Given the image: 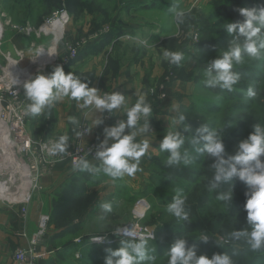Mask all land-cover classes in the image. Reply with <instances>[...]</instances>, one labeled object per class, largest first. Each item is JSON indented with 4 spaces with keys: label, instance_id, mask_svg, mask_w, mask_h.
Here are the masks:
<instances>
[{
    "label": "rangeland",
    "instance_id": "374dc122",
    "mask_svg": "<svg viewBox=\"0 0 264 264\" xmlns=\"http://www.w3.org/2000/svg\"><path fill=\"white\" fill-rule=\"evenodd\" d=\"M218 1L0 0V23L3 28L0 36V75H4L5 84H10V78L3 70L8 58L17 60V64L31 76L44 71L50 73L55 66L67 61L62 65L66 73L73 71L80 74L89 80L90 86L97 76V87L102 88L100 94L120 91L126 96L127 107H131L140 95H145L152 107L150 123L154 127L151 130L157 135L152 136L154 142L149 143L151 148L141 157V170L131 177L113 179L103 172L93 175L74 169L66 156L72 146L77 142L83 145L100 143L99 140L81 141L88 128L80 137L79 128L75 131L78 139L68 151L50 156L53 166L61 162L67 164L68 160L71 170L70 175L49 194L52 200L47 212L44 211L49 214L45 236L51 246L46 264H104L109 255L108 249L119 246V240L109 242L110 238H114L113 230L133 218L135 204L140 199L149 204L142 223L152 225L156 230L155 239L148 242L149 248L155 249L150 253L155 257L151 264H167V251L181 236L189 239L190 246H196L198 255L225 253L232 258L233 264H264V251H253L244 238L237 241L230 236L235 230H250L244 210L247 186L235 180L232 185L233 201L218 200L217 195L228 191L230 185H221L215 191H209V183L214 176L213 160L206 154L197 153L190 143L195 129L206 124L218 131L226 150L234 153L239 141L253 131L254 124L264 125V57H245L242 64L236 65L240 81L231 92L213 91L203 83L205 69L225 50L231 39L217 17L215 7ZM173 6L185 12L183 23L175 21L170 11ZM62 10L67 12L69 19L64 36L56 45L51 38L39 36L37 29L54 12ZM13 24L17 25L16 29L11 27ZM27 27H30V32L23 30ZM55 45L57 60L53 65L43 70L41 65L46 62L42 59L32 63L34 57L39 56V47H54L55 53ZM72 50L76 51L75 56H71ZM165 50L183 52L185 60L179 66L170 64L163 56ZM103 69L105 72L110 70L112 76H104ZM120 70L126 75L123 76L126 81L122 79V73L119 74ZM128 82L132 86L127 88ZM249 88L257 92L255 98L248 97ZM19 97V105L14 103L10 107L9 117H14V111L25 113L29 102L22 87ZM60 103L62 107L56 102L40 116L25 114L24 125L33 140L34 149L40 151L39 146L43 142L52 144L51 141L37 139L40 136L47 138L53 135L58 140L64 135V128H59L58 123L67 121V105L62 100ZM6 106L7 103L3 102V110ZM55 106L60 112L59 120ZM174 106L186 115L185 123L191 126L192 133H183V125H173L172 121L178 115ZM120 110V116L125 119V107ZM116 115L115 111L104 113V121L112 120ZM143 123L142 119L138 125ZM173 130L185 135L181 152L189 151L192 158L190 165L185 166L181 162L170 167L166 164L169 153L161 151L159 144L164 135ZM1 131L3 129H0L3 133ZM1 152L0 149V180L9 176L13 179L15 175L16 179L9 181L10 190L15 191L17 186L28 190L24 166L30 164V155H18L12 149L10 152L5 150L8 155ZM88 160L99 166L96 158ZM53 166L40 174L37 181L39 187L29 188L31 197L44 190L41 177ZM4 182L0 181L1 189H4L1 186ZM178 192L187 197L185 210L189 213L190 223L167 211L168 204ZM3 197L4 190L0 193V198ZM106 202L112 204L111 213H104L100 207ZM95 234L107 235L106 243H91L90 238ZM201 234L209 236L207 243L198 240Z\"/></svg>",
    "mask_w": 264,
    "mask_h": 264
},
{
    "label": "clouds",
    "instance_id": "9594fccd",
    "mask_svg": "<svg viewBox=\"0 0 264 264\" xmlns=\"http://www.w3.org/2000/svg\"><path fill=\"white\" fill-rule=\"evenodd\" d=\"M170 11L177 23L184 22V11L176 6ZM238 11L244 17L243 21L224 24L223 27L231 39L225 50L205 69L203 83L208 88L233 91L240 81V75L234 71V67L242 64L245 57H264V6L242 7ZM163 56L170 64L177 66L185 60L184 53L180 51L165 50ZM14 85L23 89L29 102L25 114L29 116L43 115L54 103L68 97L77 101L80 107H93L100 114V118L93 123L95 127L104 124V113L111 114L114 110L125 107L126 120H118L115 124L103 128L104 138L94 153L99 166L81 158L74 161L73 167L93 175L103 172L113 179L131 177L141 170L140 160L146 154L149 143L147 140L136 142V136L150 130L152 117V107L145 95H140L131 107H127L124 93L116 91L101 95L100 89L89 85V80L73 71L66 73L62 65L55 66L47 74L38 72L22 81L17 78ZM247 95L249 98H255L257 92L249 88ZM174 110L178 115L172 121L173 125H183V133H192L191 126L185 123L186 115L179 112L178 106H174ZM142 119L144 124L138 127ZM69 121L73 125L78 123L74 117H69ZM252 127L253 131L239 141L234 153L226 150L223 137L218 131L210 129L206 124L195 129L190 143L197 153L206 154L213 160L214 176L209 183V191H215L221 185H230L228 191L217 195L218 200L233 201L232 185L235 180L247 186L244 210L250 230H235L230 236L232 240L237 241L244 238L253 251H264V125L254 124ZM90 130L91 128L88 131ZM68 140V136H60L51 145L50 154L65 153L69 148ZM184 143L185 135L181 134V131H168L164 135L159 147L161 151L169 153L167 166H176L181 162L187 166L192 163L189 151L181 152ZM186 200L187 197L178 192L168 204L167 211L174 217L190 223L189 213L185 210ZM100 207L104 213H111L113 210L112 204L107 202L102 203ZM113 235L121 237L119 246L108 249L109 255L104 264H151L154 261L155 257L150 253L155 249L149 248L148 240L155 239V235L137 237L129 227H117L113 230ZM106 240V236L95 234L91 243L103 245ZM198 240L207 243L209 236L201 234ZM167 256V264H233L232 258L225 253L198 255L196 246H190L189 239L183 236L175 239L167 251Z\"/></svg>",
    "mask_w": 264,
    "mask_h": 264
},
{
    "label": "built area",
    "instance_id": "2783aa9c",
    "mask_svg": "<svg viewBox=\"0 0 264 264\" xmlns=\"http://www.w3.org/2000/svg\"><path fill=\"white\" fill-rule=\"evenodd\" d=\"M54 19H58L59 21V27L60 31L59 34L56 33V28L52 29L51 27L44 28V23L45 24H51ZM68 15L65 10L62 11H57L52 14V16L44 21L40 25V27L37 29V33L45 37H49L52 40V43L56 41V45L58 40H61L64 36L65 33V27L68 22ZM9 23V22H6ZM1 26V23H0ZM12 28L16 29L17 25L13 24L11 25ZM27 30L28 32L31 31L30 27L23 28V30ZM1 33L3 31V28L1 26ZM58 30V29H57ZM2 34H0L1 36ZM56 45H55V54L51 58V60L47 61L46 63L42 64L43 70H45L46 66L53 65L56 60ZM50 46H48L49 48ZM42 49V47L38 48V53ZM76 51L72 50L71 56H75ZM71 58V57H70ZM14 60L17 63V60L9 58L7 59V66L9 65V61ZM67 62V61H66ZM66 62H63L61 65H65ZM4 74L6 73L5 67L3 68ZM45 74H47L46 71H44ZM11 77H10V76ZM6 76H9V82L10 84H5L4 80L2 79L4 75H0V120L2 124L0 125V129H3L6 138L3 140V143H0V149L2 150V154L8 155L9 153L5 152L7 151L10 152L12 149L13 151L16 152L18 155H24V154H29V159L31 160L30 164L24 166V170L27 172L25 175V179L28 177L26 184H28V190L22 189L21 186H17L15 191L10 190L11 188V181L12 176H9L8 179L6 180H0V181H5V193H11L13 197L9 198L8 195L4 196L3 198H0L3 202H7L10 204H19L22 206L21 212L22 214H26L27 212V204L30 201V193H29V188H36L38 186V177L40 174L46 172L48 167L53 166L52 159L50 158V148L51 145L49 142H43L40 144V151L36 150L33 148V140L30 136L29 131H27L25 125H24V117L25 113L22 110L14 111V117H9L10 111H11V106H14V103L19 105L20 101V86H15L14 82H12L13 78V73L12 70L8 71ZM31 75H28L26 77L20 76V80H24L29 78ZM2 82L3 85H5V88L2 89ZM13 84V85H12ZM2 89V90H1ZM107 92H103L101 95L105 94ZM13 101V102H12ZM3 102L7 103L6 110H3ZM3 110V111H2ZM3 114V115H2ZM2 116V117H1ZM108 116V115H107ZM87 126L85 124H81L79 127V137L87 132ZM99 142H90L89 144L83 145L80 142L75 143L70 151L67 153V158L69 159L71 165H74V161H77L81 158L84 159H94L95 158V151L97 147L99 146ZM5 149V150H3ZM38 159V161H37ZM13 179L15 178V175H13ZM25 187V186H23ZM142 207V209L140 208ZM149 208V204L147 203L146 200L140 199L136 202L135 204V209H134V216L133 218L125 225L122 227H129L131 231H133L137 237L139 236H145L148 237L149 235H156V230L154 226L152 225H147L142 223V218L145 216L146 211ZM141 209V210H139ZM49 221V214L42 212L40 213L38 217V222H37V228L35 233L31 236L29 239L28 245L26 247H17L15 251L12 254V262L13 264H38V260L42 259L45 250H41L39 245L41 244V239L45 236L46 233V228H47V223ZM108 237L107 235H104ZM92 237L90 238L91 241ZM111 241H118L121 239V237L115 236L114 238H110ZM153 240V239H150ZM106 243V242H105ZM108 244V243H107Z\"/></svg>",
    "mask_w": 264,
    "mask_h": 264
},
{
    "label": "crops",
    "instance_id": "0c3cea01",
    "mask_svg": "<svg viewBox=\"0 0 264 264\" xmlns=\"http://www.w3.org/2000/svg\"><path fill=\"white\" fill-rule=\"evenodd\" d=\"M85 53H90V52L86 51ZM99 54L100 53H98V55ZM109 71L105 72L104 70L102 71V73L104 76L111 77L112 73ZM121 73H122V79H124L123 76L126 75L123 74V72H121L120 70L119 74ZM96 79L97 76H95V79L91 86L98 88ZM126 80L127 79H124V81ZM130 86H132V83L128 82L127 88ZM100 89L102 90V88ZM62 101H64L67 105V111H66L67 121L66 122L64 121L63 124H61L62 122L59 121L58 127L61 128V126H63L64 130L62 132L64 135L68 136L69 138L68 140L69 148L71 145L74 144L75 141H77L78 137L75 134V131L80 127L81 124H85L88 129L91 128L90 131H88L86 134H84L81 137V141L83 143H88L89 141L92 140H99V141L103 140L104 138L103 128L105 126L113 125L118 120L127 119V117L123 119L120 116L121 110L117 109L114 110L117 115L112 120L104 121L103 125L93 127L94 121L100 118V114H98L93 107L82 108L80 107L77 101L72 100L71 98L68 97L67 99H63ZM57 105L62 107L60 101L58 102ZM54 109L57 111V118L59 120V116H60L59 109L56 106L54 107ZM69 117L76 118L78 123L76 125H73L72 123H70ZM143 124L138 125V127L142 126ZM152 127L154 126L151 125L150 123L149 131L144 133H138L136 136V142L142 143L145 140H147L148 143L154 142L153 141L154 138L152 136L157 137V135L155 136L153 134L151 130ZM37 139L51 141L52 144L57 141L55 136L53 135H48L47 138H44V136H40ZM149 148H151L150 144H149ZM68 150L69 149H67V151ZM70 170L71 169L69 167V162L67 160V164L66 162L57 163L48 173L44 174L41 177V184L44 190L38 194H34V196L31 197L29 205L27 206L26 214H22L21 212L22 206L19 204H5L0 202V264H13L12 254L15 251V249L17 247H26L28 245L29 239L36 231L38 217L40 213L44 211L47 212L46 209H48V206L52 200V196L49 194L53 193V189L58 186V183L61 180H65L70 175ZM40 243L41 244L39 245V247L41 248V250L42 249L45 250V254L42 259L38 260V264H46V258L51 247L48 242L47 235L41 239Z\"/></svg>",
    "mask_w": 264,
    "mask_h": 264
},
{
    "label": "trees",
    "instance_id": "16d2710c",
    "mask_svg": "<svg viewBox=\"0 0 264 264\" xmlns=\"http://www.w3.org/2000/svg\"><path fill=\"white\" fill-rule=\"evenodd\" d=\"M253 6H264V0H220L215 7V11L220 22L224 25L227 22H242L244 17L240 15L238 10L242 7ZM234 69L238 72L239 67L235 66ZM212 90L217 92L220 91L219 88ZM152 241L153 240H148V242Z\"/></svg>",
    "mask_w": 264,
    "mask_h": 264
},
{
    "label": "bare ground",
    "instance_id": "6f19581e",
    "mask_svg": "<svg viewBox=\"0 0 264 264\" xmlns=\"http://www.w3.org/2000/svg\"><path fill=\"white\" fill-rule=\"evenodd\" d=\"M48 27H51L52 29H55L56 28V33L57 34H59V31H60V27H59V21H58V19H54L53 21H52V23L51 24H45L44 23V28H48ZM0 29H1V26H0ZM58 29V30H57ZM0 34H2L1 33V30H0ZM54 43L56 44V41H54ZM1 44V43H0ZM54 47H51L50 49H41L40 51H39V56L38 57H34V60H32V63H34V62H37V61H39L40 59H42V62H47V61H49V60H51V58L54 56ZM41 57V58H40ZM8 60H9V58H8ZM32 63H30V64H32ZM18 66H19V68H20V71H18V72H16V69H18ZM12 70V73H13V78H12V82H14V80H16L17 78H19L20 79V75H24V77H26V76H28L30 73L29 72H27L26 70H23L21 67H20V65L19 64H17L14 60H11V61H9V65L8 66H6L5 67V71H6V73L8 72V71H11ZM26 75V76H25ZM10 76V75H9ZM8 76V77H9ZM11 77V76H10ZM9 81V80H8ZM2 124V122H1V120H0V125ZM6 138V135H5V133L3 132V133H0V143H3V140ZM1 186L4 188V189H1L0 188V193L3 191V190H5V185H3V184H1ZM8 195V197L9 198H11V197H13V195L11 194V193H5L4 192V196H7ZM141 209H142V207H140ZM141 209H139V210H141Z\"/></svg>",
    "mask_w": 264,
    "mask_h": 264
}]
</instances>
